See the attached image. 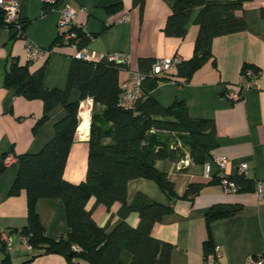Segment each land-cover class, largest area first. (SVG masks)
<instances>
[{"label":"crops","instance_id":"crops-1","mask_svg":"<svg viewBox=\"0 0 264 264\" xmlns=\"http://www.w3.org/2000/svg\"><path fill=\"white\" fill-rule=\"evenodd\" d=\"M19 3V17L27 24L23 34L13 38L8 29L0 28V162L4 156L38 153L54 135V125L63 118L61 106L53 108L47 121L34 131L43 114L39 100L28 101L16 96L4 85L5 73L13 61L27 65L33 72L44 66L43 85L47 89H65L75 54L68 47H50L57 37V10L44 12L42 0H14ZM76 12V24L90 35L83 49L91 57L122 55L127 69L119 73L120 81L130 73H139L140 59H177L187 61L193 57L198 26L194 23L196 9L186 25L183 39L166 37L163 33L170 14L163 0H143L141 7L134 0H68ZM264 0L243 3L238 15L244 21L242 32L215 38L212 58L185 80L171 70L168 80L160 81L149 96L162 107L174 102L185 104L193 120H209L214 125L216 147L210 156L227 161L226 174L235 176L240 164L246 165L243 177L252 183L250 190L225 193L218 184H209L203 177V165L190 163L181 172L177 162L158 160L154 167L165 173L173 183L175 194L182 197L190 184L203 185L193 201L177 200L173 212L165 216L152 229V236L172 246L170 264H204L208 252L204 243L209 241L219 256L215 264H249V259L264 252V18L260 9ZM125 17V21H122ZM28 43L42 49L44 58L27 62ZM246 66L243 70V67ZM254 73V87L241 92L239 86L247 81L246 74ZM225 91L240 95L230 101ZM71 102H79V124L69 149L63 179L80 184L86 178L88 139L92 104L80 101L79 92L72 90ZM88 108L90 112L88 113ZM100 109V108H97ZM167 138L174 137L167 134ZM164 136V137H165ZM170 136V137H169ZM214 172L216 168L213 167ZM18 172L17 162L0 173V233L11 232L7 245L14 264L21 262L28 251L20 230L27 225V197L24 191L10 197L8 192ZM262 184L260 196L256 187ZM141 193L151 201L169 205L170 201L151 181L135 179L127 184V203ZM94 204L90 199L86 208ZM216 205L237 207L234 215L214 220L208 225L205 215ZM117 205L108 211L103 205L93 209L92 217L99 227L110 219L109 233L120 219L115 215ZM39 223L48 239L64 237L67 233L65 207L60 199H39L36 203ZM111 217V218H110ZM127 223L138 224L136 214ZM3 254L0 252V262ZM31 264H87L80 260L67 261L59 254H42Z\"/></svg>","mask_w":264,"mask_h":264},{"label":"trees","instance_id":"trees-1","mask_svg":"<svg viewBox=\"0 0 264 264\" xmlns=\"http://www.w3.org/2000/svg\"><path fill=\"white\" fill-rule=\"evenodd\" d=\"M163 1L170 9L163 28L166 37L183 39L187 23L193 12L199 9L194 21L199 30L193 57L175 66L177 75L185 80L212 58L211 48L215 38L245 29L238 12L249 0ZM134 3L141 7L143 0H134ZM55 6L43 5L44 12L52 11ZM260 16L264 18V8L260 9ZM4 17L5 12L0 8V28L15 33L13 38L21 36L27 23L19 17L15 24H8ZM68 33L74 35L69 43L64 44L57 33L47 54L54 47L71 48L73 44L81 51L90 40V35L88 37L80 27H73ZM154 62L152 59L139 60V73L144 80L141 99L133 110H124L117 103L121 82L119 73L127 69L126 63L108 59L88 62L73 55L66 87L62 90L44 87V66L31 72L28 64L11 63L5 73L4 85L12 89L16 96L42 102L43 114L34 131L47 121L53 108L61 106L64 109L63 118L54 125L51 140L38 153L16 157L18 172L8 196H16L20 191L26 194L27 225L20 230V235L30 248L28 255L17 264H31L35 257L42 254H59L69 262L80 260L87 264H170L172 246L154 238L152 229L173 212L174 201H193L203 185L190 184L183 196L178 197L173 183L165 173L157 171L154 164L158 160L179 163L188 157L190 163L202 166L216 147V141L213 123L191 119L183 102L176 101L164 108L149 96L160 81L168 80L171 72L150 77L149 71ZM72 90L79 92L80 101L92 100L86 178L80 184H71L63 179L69 149L79 124V102L69 100ZM167 134L174 137L171 143L170 138L165 136ZM3 170L0 162V173ZM135 179L153 182L170 204L156 203L141 193H137L128 204L127 184ZM233 181L237 192L252 188V183L243 176L235 177ZM209 184H219L218 176L215 175ZM39 199L62 200L67 224L64 237L54 240L46 237L36 213ZM90 199H94V204L88 210L86 206ZM98 205H103L108 211L117 205L115 215L120 222L109 233L110 219L103 227L93 220L92 212ZM237 210V207L213 206L206 213L205 221L208 225L214 220L234 215ZM131 214L138 217L135 227L126 221ZM8 234L11 235V232ZM73 246L79 251H73ZM204 249L208 252L206 256L213 253L209 241L204 243ZM0 252L3 254L0 264H14L12 253L2 242Z\"/></svg>","mask_w":264,"mask_h":264},{"label":"built area","instance_id":"built-area-1","mask_svg":"<svg viewBox=\"0 0 264 264\" xmlns=\"http://www.w3.org/2000/svg\"><path fill=\"white\" fill-rule=\"evenodd\" d=\"M43 5H55L53 10H57L59 13V17L57 20V33H59L63 39L64 44H68L69 41L74 37V35L68 33L69 29L73 27H79L76 24V12L71 9L68 5V0H42ZM0 8L4 10L5 17L4 21L8 24H15L16 20L19 18V3L14 0H0ZM122 21H125V17ZM88 36V34H87ZM89 37V36H88ZM71 48L75 52L74 57L79 60L88 61V62H98L102 59H108L109 61L114 62H122L124 63V57L122 55L115 56H101V57H91L85 53L84 50L78 51L76 45H71ZM44 51L31 43H28L26 46V57L28 63H33L35 61L41 60L44 58ZM179 61L177 59L167 60V59H159L155 60L152 64L149 76L156 77L165 73L170 72L175 68L176 64ZM247 81L239 86L241 92L248 91L254 87L255 74L247 73L246 74ZM144 80V76L140 73H130L126 79L120 82L119 84V92L117 97V103L120 108L124 110H133L142 96V83ZM224 96L230 101H238L241 96L225 91ZM92 104L91 99H87V105L90 107ZM82 105V104H81ZM81 105L79 104V110ZM90 109L88 108V113ZM79 114V112H78ZM17 162V158L12 155H6L1 163L3 168H7L10 165ZM180 169H184L190 165V161L188 157L178 163ZM213 167L216 168V172H214ZM227 161L221 157L213 156L210 160L206 161L203 164V177L207 180H211L215 175L219 178V186L222 190L227 194L237 193L238 188L234 183L233 179L235 177L243 176L246 173V165L240 164L237 167V174L235 176H231L226 174ZM262 191V184H258L256 187V193L260 196ZM11 236L6 232L0 233V242L4 243L6 246L10 243ZM22 241L27 250H29V246L26 244L25 238L22 237ZM73 251L78 252L79 249L76 247H72ZM219 256L218 248H215L213 253L206 256L204 259V264H215L216 259ZM249 264H264V252L252 257L249 259Z\"/></svg>","mask_w":264,"mask_h":264},{"label":"water","instance_id":"water-1","mask_svg":"<svg viewBox=\"0 0 264 264\" xmlns=\"http://www.w3.org/2000/svg\"><path fill=\"white\" fill-rule=\"evenodd\" d=\"M13 35H15V33H13Z\"/></svg>","mask_w":264,"mask_h":264},{"label":"bare ground","instance_id":"bare-ground-1","mask_svg":"<svg viewBox=\"0 0 264 264\" xmlns=\"http://www.w3.org/2000/svg\"><path fill=\"white\" fill-rule=\"evenodd\" d=\"M82 106V105H81ZM80 113V112H79Z\"/></svg>","mask_w":264,"mask_h":264}]
</instances>
